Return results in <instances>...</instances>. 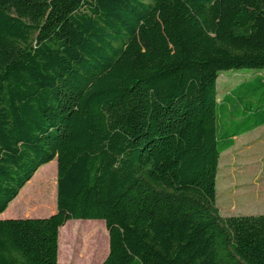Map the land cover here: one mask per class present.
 I'll return each instance as SVG.
<instances>
[{
    "label": "trees",
    "instance_id": "trees-1",
    "mask_svg": "<svg viewBox=\"0 0 264 264\" xmlns=\"http://www.w3.org/2000/svg\"><path fill=\"white\" fill-rule=\"evenodd\" d=\"M261 71L264 0H0V213L31 178L52 210L33 174L56 160L55 211L0 219V264L99 258L87 220L99 264H264V213L216 205L221 153L264 125Z\"/></svg>",
    "mask_w": 264,
    "mask_h": 264
},
{
    "label": "rangeland",
    "instance_id": "rangeland-1",
    "mask_svg": "<svg viewBox=\"0 0 264 264\" xmlns=\"http://www.w3.org/2000/svg\"><path fill=\"white\" fill-rule=\"evenodd\" d=\"M255 73L254 70L247 68L221 73L217 79L218 98L236 83L253 76ZM259 74L264 76V71L259 72ZM55 162L56 160L54 159L47 163L49 164L51 172H54ZM32 184L35 190L33 192L35 198L33 197L31 199V204H28V207H25L24 204L18 205L16 201L12 206L8 205L10 209L14 207L17 213L20 214L13 218L45 217L53 211V209L48 211L44 207L45 191L47 190H45L44 184L30 182V184H26L25 186L28 187ZM49 190L51 194L53 193L55 206L56 184L53 179L50 180ZM216 205L222 216L256 215L264 213V125L237 136L234 145L221 153L216 176ZM27 210L31 213L24 215ZM78 220L84 221L85 219ZM74 221L76 220L70 219L65 223L68 225V232L66 233V230H63V232L67 239H74V234L70 231L71 224ZM87 221L97 222L101 225L104 224L103 220ZM103 230L104 241H106L103 249L106 250L99 258L90 260L87 264H99L108 252V235L105 225ZM60 254L62 257V251ZM61 264H81L78 251L71 249L68 255L63 258Z\"/></svg>",
    "mask_w": 264,
    "mask_h": 264
},
{
    "label": "crops",
    "instance_id": "crops-1",
    "mask_svg": "<svg viewBox=\"0 0 264 264\" xmlns=\"http://www.w3.org/2000/svg\"><path fill=\"white\" fill-rule=\"evenodd\" d=\"M55 169H54V176H53V181H54V183L56 184V167H54ZM48 169H50V167H49V164H43V165H41L37 170H36V172L33 174V176H35V175H37V174H41V175H43V174H45L46 173V170H48ZM32 176V177H33ZM32 179V178H31ZM30 182H31V180H30ZM30 182H27L26 184H28V183H30ZM25 184V185H26ZM25 185L21 188V190L19 191V193L21 194V191L22 190H24V187H25ZM18 193V195L9 203V206H12L13 205V203L16 201V199L20 196V194ZM31 204V203H30ZM29 204V205H30ZM55 208H56V205L53 207V211H51V213H53L54 211H55ZM19 213H17V211H16V209L13 207L12 209H10V207H8V208H6L2 213H0V219H4V218H13V217H17V215H18ZM20 215V214H19ZM18 215V216H19ZM25 215V214H24ZM89 222H92V223H94L93 221H89ZM95 223H97V222H95ZM98 226H100L102 229L104 228L103 226H104V224L103 225H101L100 223H99V225ZM61 229V228H60ZM59 229V230H60Z\"/></svg>",
    "mask_w": 264,
    "mask_h": 264
}]
</instances>
